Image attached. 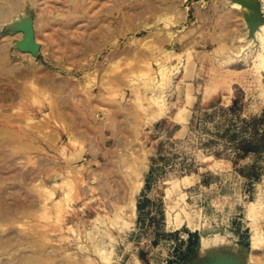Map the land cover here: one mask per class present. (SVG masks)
<instances>
[{"label": "rangeland", "instance_id": "1", "mask_svg": "<svg viewBox=\"0 0 264 264\" xmlns=\"http://www.w3.org/2000/svg\"><path fill=\"white\" fill-rule=\"evenodd\" d=\"M263 24L0 0V264H264Z\"/></svg>", "mask_w": 264, "mask_h": 264}, {"label": "bare ground", "instance_id": "2", "mask_svg": "<svg viewBox=\"0 0 264 264\" xmlns=\"http://www.w3.org/2000/svg\"><path fill=\"white\" fill-rule=\"evenodd\" d=\"M234 5V4H233ZM234 7V6H233ZM235 7H236V5H235ZM238 9V8H237ZM21 22H24V20H20ZM260 29V31H264V24L259 28ZM258 33V36H259V32H257ZM262 35H263V33H262ZM260 37V36H259ZM262 37V36H261ZM263 43H264V40H263ZM158 105V107H159V104H157ZM162 106V105H161ZM157 107V108H158ZM160 108V107H159ZM159 110V109H158ZM162 111V110H161ZM132 203V202H131ZM53 207L57 210V212L60 214V207H59V203H54L53 204ZM126 210V209H125ZM130 213V212H129Z\"/></svg>", "mask_w": 264, "mask_h": 264}]
</instances>
